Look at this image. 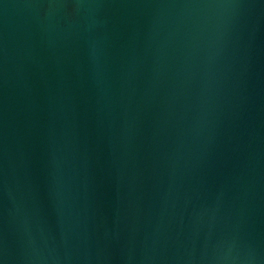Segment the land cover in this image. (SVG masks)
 <instances>
[{
  "label": "water",
  "instance_id": "water-1",
  "mask_svg": "<svg viewBox=\"0 0 264 264\" xmlns=\"http://www.w3.org/2000/svg\"><path fill=\"white\" fill-rule=\"evenodd\" d=\"M0 264H264V0H0Z\"/></svg>",
  "mask_w": 264,
  "mask_h": 264
}]
</instances>
